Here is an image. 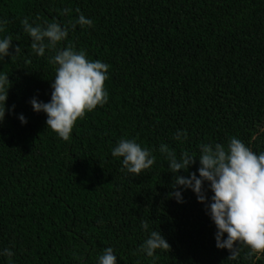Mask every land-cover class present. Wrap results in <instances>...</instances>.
Returning <instances> with one entry per match:
<instances>
[{
    "label": "trees",
    "instance_id": "16d2710c",
    "mask_svg": "<svg viewBox=\"0 0 264 264\" xmlns=\"http://www.w3.org/2000/svg\"><path fill=\"white\" fill-rule=\"evenodd\" d=\"M80 13L93 27H72ZM25 16L67 27L57 47L109 66L108 101L77 119L67 141L29 103L50 100L55 52L31 50ZM0 19V38L21 49L0 62L11 82L0 123V249L13 252L0 264H97L106 247L117 264H152L138 251L152 230L170 245L155 264H264V253L248 257L243 245L235 260L216 248L205 205L190 189L182 203L171 197L159 151L163 143L177 158L198 157L201 144L233 136L264 151V0H0ZM121 138L156 158L139 176L111 155ZM198 167L197 159L178 174Z\"/></svg>",
    "mask_w": 264,
    "mask_h": 264
},
{
    "label": "clouds",
    "instance_id": "9594fccd",
    "mask_svg": "<svg viewBox=\"0 0 264 264\" xmlns=\"http://www.w3.org/2000/svg\"><path fill=\"white\" fill-rule=\"evenodd\" d=\"M25 16L21 19L23 31L31 40V50L44 56L46 50L55 52L48 58L54 66L55 76L51 79V95L48 102L39 101L35 96L29 101L34 112L46 114V126L62 140H69L77 119H82L97 105L103 106L109 99L104 87L108 79V65L100 60H91L83 49L76 50L69 44L64 48L57 45L68 35V28L58 22H37ZM7 20L0 19V32L4 31ZM93 27L91 18L80 13L72 27L76 25ZM14 49L15 55L9 51ZM20 46L12 44L10 36L0 38V62L6 56L19 55ZM11 87L8 74L0 71V123L6 112L8 90ZM14 108V106H12ZM11 110V109H7ZM21 124L27 123L23 114H18ZM264 132V128L260 129ZM182 132L175 138L180 140ZM159 151L166 155L168 168L173 174V191L170 193L177 203L183 202L182 192L190 189L198 202L205 205L206 214L214 223L215 246L229 251L228 260H235L240 254V245L247 247V256L264 253V151L254 152L242 140L233 136L227 144L204 143L200 145L199 156L182 152L177 158L168 145L161 144ZM111 155L121 158V170L139 176L155 162V156L148 148L142 147L135 138H121L111 149ZM196 173L187 176L178 174L187 171L196 160ZM206 183V187H205ZM212 195L208 197L206 192ZM141 229L148 224L141 221ZM226 234V235H225ZM166 238L157 230H152L139 245L138 251L152 258L155 264L156 250H169ZM0 256L11 258L9 248L0 249ZM97 264H117V256L112 247H106L97 257Z\"/></svg>",
    "mask_w": 264,
    "mask_h": 264
}]
</instances>
